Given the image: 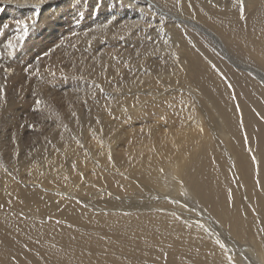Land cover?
<instances>
[{"label": "bare ground", "instance_id": "bare-ground-1", "mask_svg": "<svg viewBox=\"0 0 264 264\" xmlns=\"http://www.w3.org/2000/svg\"><path fill=\"white\" fill-rule=\"evenodd\" d=\"M243 6L0 0V264H264V139L235 137L230 77L264 68L224 44L264 18Z\"/></svg>", "mask_w": 264, "mask_h": 264}, {"label": "rangeland", "instance_id": "rangeland-1", "mask_svg": "<svg viewBox=\"0 0 264 264\" xmlns=\"http://www.w3.org/2000/svg\"><path fill=\"white\" fill-rule=\"evenodd\" d=\"M258 21L260 22V23H258ZM263 22V24H261ZM251 24H252V26H251ZM254 24V25H253ZM264 27V18H261V19H259V20H257V21H254V22H248V23H241L240 25H235L234 27H233V29H234V32H232L231 34H233V35H230V36H228L227 38H225L224 37V41H225V43L224 44H226V45H228L229 47V54L231 55V56H234L237 60H239V61H241V62H244V63H246V64H248V65H253V66H256L257 65V67L259 66L260 68H264L263 66L264 65H262V64H260L255 58L257 57V55L258 56H261V57H259L260 59H262L263 60V63H264V30H262V29H264L263 28ZM258 30H257V29ZM255 29V30H254ZM250 30V31H249ZM257 30V31H256ZM252 32V33H251ZM192 33V37H194L195 39V42L198 44V42H199V45L201 46L202 44H207V43H209L208 42V39L207 38H204L205 36H203L202 35V33L200 34L198 31H197V33H199L200 34V38L197 36V34H195L196 32L195 31H193V32H191ZM247 33V34H246ZM235 34H237L238 35V37L235 35ZM241 34V35H240ZM242 38H241V37ZM197 37V38H196ZM236 37L237 38V40L236 39H234V38ZM241 38V39H240ZM245 38V39H244ZM200 39V40H199ZM253 39V40H252ZM197 40V41H196ZM241 40V41H240ZM204 42V43H203ZM248 42V43H247ZM252 42V43H251ZM243 43V44H242ZM210 44V43H209ZM245 44L247 45V46H245ZM258 46V47H257ZM242 47H244V48H242ZM248 48H249V50H248ZM260 48V49H259ZM262 48H263V50H262ZM52 49V48H51ZM236 49V50H235ZM259 50V51H257V50ZM238 50V51H237ZM206 51V53H208L209 55H211L212 56V58H214L215 56L214 55H212V53H210L209 51H208V49H206L205 50ZM243 51V52H242ZM251 51V52H250ZM239 52V53H238ZM255 53V54H254ZM261 53V54H260ZM263 53V54H262ZM233 54V55H232ZM245 55V56H244ZM254 55L256 56L255 58H254ZM240 56H241V58H240ZM5 56L3 55V57H2V61H4V62H6L5 63V65L6 66H8L9 68H11V66L12 65H14V67L15 68H17V69H19V66H18V64L16 63V62H13L12 63V61L9 59L8 60V62H7V59H5L4 58ZM258 58V57H257ZM215 59V58H214ZM216 60V59H215ZM217 60H218V62H219V64H220V60L217 58ZM245 60V61H244ZM12 63H10V62ZM248 61V62H247ZM15 63V64H14ZM8 64V65H7ZM10 64V65H9ZM17 64V65H16ZM259 64V65H258ZM229 67H231V66H229ZM231 69H233V68H231ZM7 70H8V68H7ZM264 70V69H263ZM15 71H17V70H15ZM14 71V73H18V71L17 72H15ZM227 71V70H226ZM239 71V70H238ZM236 72H237V70H236ZM240 73H242L243 74V76L245 77V80L247 81V82H244V84L240 81V82H237V80H236V78H233V75H231L230 77L232 78V80H233V82L236 84V85H238L239 84V87L242 85L243 87H241V89L242 90H244L245 91V93H244V91H240L239 93H240V95H243L242 97L243 98H245V99H243V101L248 105L247 107H248V111L246 112L247 113V117H249V120H250V114L249 113H251V112H249V107H252L251 108V111L252 112H255L254 113V119H253V121H249V120H247L248 122H249V124L250 125H248L247 124V122L246 121H243V124H241V123H237V119H236V125H239V126H241V125H244V126H241V127H239V126H234L233 127V132H234V135H235V137L238 139V140H240L241 141V139L240 138H242V137H245V136H247L248 137V141L246 140V142L244 141V142H241V145L243 144V146H252L253 145V143H255V142H253V140H252V133H251V129L253 130V128H254V126L257 128V131H258V134L260 133V135L261 136H259V138H261V139H264V133L262 132V131H264V123H263V121H264V87L263 86H261V87H258V84H253L252 82H249V81H251L250 79H252V77L250 76V75H248V74H246L245 72H241V71H239ZM25 75V74H24ZM34 77H33V76ZM27 76H28V74H26L25 75V81L27 82H29L28 84H31V83H35V82H37L38 84H40L41 82H43V81H41V80H43V77L41 78V79H39L38 77H37V75L35 76V74H31V75H29L28 76V78H27ZM30 76H32V79H30ZM35 78V79H34ZM249 79V80H248ZM241 84V85H240ZM246 84V85H245ZM36 86H37V84H35ZM1 86V85H0ZM99 88V87H98ZM263 89V90H262ZM247 90V91H246ZM248 90H249V92H248ZM262 90V91H261ZM248 94H247V93ZM243 93V94H242ZM245 94H247V95H250V96H245ZM251 97V98H250ZM247 98V99H246ZM27 99H29V98H27ZM246 100V101H245ZM247 100H249L250 101V103H248V101ZM25 107H27V106H25ZM258 108V109H257ZM256 109V110H255ZM249 112V113H248ZM256 112H257V114H256ZM252 114V113H251ZM62 115H64L65 116V114H62ZM67 115V114H66ZM258 116V118L260 119V120H262V121H256V120H258V118H257V116ZM263 115V116H262ZM260 116V117H259ZM262 116V117H261ZM239 117V116H238ZM217 118L218 117H216V120H217ZM233 119V118H232ZM231 119V120H232ZM240 119H241V117H240ZM255 120V121H254ZM116 122V121H115ZM246 122V123H245ZM257 122V123H256ZM11 122H9V124H10ZM235 123V122H234ZM254 123V124H253ZM3 124V123H2ZM13 123H11V125H12ZM4 125V124H3ZM2 125V126H3ZM118 125H120V122H119V124ZM252 125V126H251ZM244 127V128H243ZM251 127V128H250ZM260 127V128H259ZM263 127V128H262ZM234 128H235V130L239 133V131H241L239 134H240V138H239V135L238 134H236L235 133V131H234ZM241 128V129H240ZM232 129V128H231ZM244 129V130H243ZM258 129H260V131L258 130ZM239 130V131H238ZM248 130V131H247ZM243 132H245V133H243ZM241 133H243V135L241 134ZM246 134V135H245ZM251 134V135H250ZM242 135V136H241ZM246 137V138H247ZM258 141V140H257ZM253 142V143H252ZM245 143L247 144V145H245ZM249 144V145H248ZM250 144H252V145H250ZM256 144V143H255ZM257 145L260 147V151H262L263 150V152H264V140H261L260 142L258 141V143H257ZM209 208H207V210H208Z\"/></svg>", "mask_w": 264, "mask_h": 264}, {"label": "snow or ice", "instance_id": "snow-or-ice-1", "mask_svg": "<svg viewBox=\"0 0 264 264\" xmlns=\"http://www.w3.org/2000/svg\"><path fill=\"white\" fill-rule=\"evenodd\" d=\"M238 2H239V6H240L241 14L243 15V10H244L243 0H238ZM39 3H41V4L44 3V0H39ZM3 27H4V28H7L8 25L5 24V25H3ZM16 27H17L18 30H19V29H23L24 32H27V31H28V24H27L26 21H23V20H17V21H16ZM44 55H48V53L46 52ZM137 55H139V52H137ZM0 67H3V66L0 65ZM5 71H7V69H5ZM141 83H143V81H141ZM97 87H99V90H100L101 92L104 91V89H103L102 86H98V85H97ZM116 90L119 91L118 88H117ZM36 103L39 104V103H41V102H40V101H36ZM73 115L75 116V113H73ZM114 118H115V117H114ZM97 123H99V119H97ZM33 127H34V126H33ZM201 130H202V129H201ZM101 131H102V129H101ZM81 147H83V145H81ZM253 159H255V157H253ZM109 160H111V156H110V155H109ZM72 167L75 168V164H73ZM161 171H162V169H161ZM80 175H81V177H83V173H81ZM202 226H203V225H201V227H202ZM222 247H223V245H222ZM229 259H231V257H229Z\"/></svg>", "mask_w": 264, "mask_h": 264}]
</instances>
